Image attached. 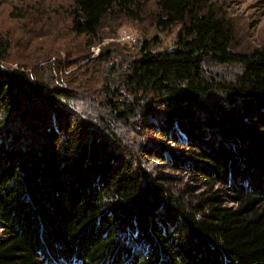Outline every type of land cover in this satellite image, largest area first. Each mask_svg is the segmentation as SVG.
Returning a JSON list of instances; mask_svg holds the SVG:
<instances>
[{
	"label": "trees",
	"instance_id": "trees-1",
	"mask_svg": "<svg viewBox=\"0 0 264 264\" xmlns=\"http://www.w3.org/2000/svg\"><path fill=\"white\" fill-rule=\"evenodd\" d=\"M132 3L73 0V40L90 47L107 18H131ZM154 6L153 27L176 28L172 46L142 39L133 55L88 59L76 43L73 62L68 52L58 62L82 65L74 86L49 85L56 60L42 75L5 69L0 39V264H264V49L232 51L233 25L208 0ZM87 95L98 111L85 126L71 109ZM137 130L160 137L162 155L153 139L131 142ZM175 133L187 146L163 142ZM148 154L194 178L173 188ZM202 181L209 195L193 196ZM216 185L235 208L210 195Z\"/></svg>",
	"mask_w": 264,
	"mask_h": 264
},
{
	"label": "rangeland",
	"instance_id": "rangeland-1",
	"mask_svg": "<svg viewBox=\"0 0 264 264\" xmlns=\"http://www.w3.org/2000/svg\"><path fill=\"white\" fill-rule=\"evenodd\" d=\"M132 1L134 3L130 7L131 18L119 13L110 16L105 20L106 27L101 28L97 40L90 47H86L84 45L85 39L78 38L74 41L73 35L70 33V18L66 14V10L69 9L73 0H0V39L7 40L10 43L9 57L3 67L5 69H16L21 66L29 72L42 75L44 68L48 66V62L51 63L56 60L55 71H49L46 68L45 72L48 79H50L49 85L52 88H60L67 85L72 86L75 79L80 77L82 69L79 68L82 65H67L68 67L60 69L58 64L59 60L62 61L66 58V52L71 55V58L68 59L69 62H73L72 59L77 52L76 43H80V46L85 49L84 55L88 56V59L97 56L107 48L122 49L121 51L124 50V54L127 52L125 48H128L130 54L133 55L142 39L149 42L152 51L169 49L172 46L176 28L159 32L153 27L154 0ZM208 1L233 25L232 51L235 53H249L253 50L264 49V0ZM121 29H126L132 33L137 40L132 48L117 41ZM45 59L46 61L43 62L42 60ZM87 63L88 61L85 62V64ZM98 76V73H94V75L89 73L84 83L96 88ZM65 80L71 83L66 84ZM83 96L85 97L86 94ZM88 96H91V101ZM87 98L88 100L84 99L79 109H74V111L71 109L73 117L79 119L78 121L85 126L94 125L91 113L98 111V105L93 102V96L87 95ZM146 131L143 130L142 134L141 130L131 132V142L133 140L134 143L142 144L144 140H155L152 146L147 145V147L153 155H159L160 152L155 143L160 137L149 130ZM169 135L175 136L174 141H172L171 136L163 138V142L169 147L181 145V148H184L187 144V142L181 140L183 135L177 133ZM148 155L150 160L146 162L147 167L154 170V173L159 171L161 174L177 180L176 187L173 188L183 191V184L194 178L196 170L193 173L189 172L191 177L186 179L185 177L188 176L186 171L172 170L168 167L166 161L155 158L152 154ZM160 155L162 154L160 153ZM204 184L205 182L202 181L195 187H193V183L187 185L196 188L197 191L193 196L198 194L208 196V192L204 191ZM217 186L214 187L210 195L217 197L219 203L223 206L235 208V205L228 203V196H230L228 189L223 188L219 191ZM261 189L264 192V185ZM154 219L157 223L156 216ZM1 234L0 232V236ZM135 247L133 246L132 249ZM146 252L143 251L142 254ZM43 259L55 264L47 255ZM44 263L49 264L45 260ZM73 264L79 263L75 262Z\"/></svg>",
	"mask_w": 264,
	"mask_h": 264
},
{
	"label": "built area",
	"instance_id": "built-area-1",
	"mask_svg": "<svg viewBox=\"0 0 264 264\" xmlns=\"http://www.w3.org/2000/svg\"><path fill=\"white\" fill-rule=\"evenodd\" d=\"M118 42L127 44L131 46V48L135 45L136 39L132 33L127 31L126 29H121L117 38Z\"/></svg>",
	"mask_w": 264,
	"mask_h": 264
}]
</instances>
